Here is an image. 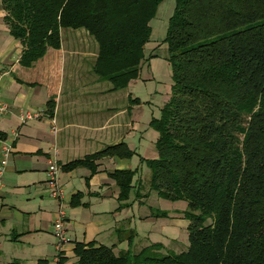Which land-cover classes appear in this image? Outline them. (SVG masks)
<instances>
[{
	"label": "trees",
	"instance_id": "obj_1",
	"mask_svg": "<svg viewBox=\"0 0 264 264\" xmlns=\"http://www.w3.org/2000/svg\"><path fill=\"white\" fill-rule=\"evenodd\" d=\"M163 1L0 0L10 35L23 45V67L60 50L65 30H84L98 45L92 72L111 92L126 90L157 57L146 58L145 47ZM164 44L171 97L151 123L158 158L146 163L151 190L187 203L179 217L189 222V246L176 254L150 244L135 253L130 237V248L115 253L78 243L76 264H264V0H175ZM48 108L53 113L54 100ZM133 155L122 143L63 170L95 171L97 159ZM136 173L113 174L120 210L131 206Z\"/></svg>",
	"mask_w": 264,
	"mask_h": 264
},
{
	"label": "crops",
	"instance_id": "obj_2",
	"mask_svg": "<svg viewBox=\"0 0 264 264\" xmlns=\"http://www.w3.org/2000/svg\"><path fill=\"white\" fill-rule=\"evenodd\" d=\"M5 15L0 2V101L8 106L0 115V264H59L60 259L62 264H76L78 243L120 253L130 248V237L133 250L139 252L149 244L143 243L135 222L143 224L152 217L147 207L151 192L140 175L147 160L158 158L148 149L149 141L158 139L152 119L141 122L136 111L141 104L131 101L130 86L122 104L105 99L115 92L90 76L88 53L72 52L78 38H62L60 50H50L31 68L23 67V45L10 35ZM51 100L53 113L48 112ZM27 113L42 116L23 121ZM122 143L134 152L131 158L97 159L95 171L63 170L70 162ZM54 162L60 168L59 197L52 195L48 184ZM124 170L137 172L133 185L140 178L127 202L131 206L120 210V189L113 174ZM61 213L66 241L57 250L54 224Z\"/></svg>",
	"mask_w": 264,
	"mask_h": 264
},
{
	"label": "rangeland",
	"instance_id": "obj_3",
	"mask_svg": "<svg viewBox=\"0 0 264 264\" xmlns=\"http://www.w3.org/2000/svg\"><path fill=\"white\" fill-rule=\"evenodd\" d=\"M174 9L175 0H164L160 5L156 18L150 24L153 30L151 41L145 47L146 58H149L154 52L157 54V57L151 59L144 65L141 77L136 80V82L131 83L129 87V91L133 93V98L140 99L141 107L139 109L137 108L136 111L137 113L139 112L138 116L143 123H146V121L150 122L149 119L153 121L154 118H160L162 108L171 97L172 68L167 61L168 52L167 46L164 44V39L166 38L169 19L172 17ZM74 37L81 41L77 43L78 45L72 46V52L84 51L89 54L86 63L91 70L90 76L97 78L92 72L98 49L96 41L84 30H65L62 33L64 41L67 38L70 39ZM100 86L105 89L112 88V85L106 81L100 82ZM127 92V90H121L115 92L114 95H107L105 99L107 101L117 99L119 103L122 104ZM152 121L150 122V126L153 133L156 134L158 132L152 127ZM155 134H153V136H155ZM155 139L156 138L149 141L150 145L148 149L150 150V154H157L158 156L156 148L157 140L155 142ZM140 176L142 177L143 186L147 187V191L151 192L147 200L148 210L152 209L155 213L157 211L169 213V217L152 216L150 221L144 222L143 224L138 221L135 222V224L139 226V231L140 229L142 231L143 243H145V245L160 244L164 247L166 253L171 251L172 253L179 254L187 250L189 246L187 231L189 222L179 217V215L187 209V203L184 201L171 202L162 199L158 196L157 192L150 190L151 170L147 163L143 166V172ZM139 178L140 177L137 176L134 186L137 184ZM137 251L138 249L134 250L135 253H137Z\"/></svg>",
	"mask_w": 264,
	"mask_h": 264
},
{
	"label": "built area",
	"instance_id": "obj_4",
	"mask_svg": "<svg viewBox=\"0 0 264 264\" xmlns=\"http://www.w3.org/2000/svg\"><path fill=\"white\" fill-rule=\"evenodd\" d=\"M8 112L7 104L0 101V115H4ZM42 116L41 113H27L22 117L23 121H29L33 119H38ZM54 124V123H53ZM53 130L56 131V128L53 127ZM6 161L2 162V166L6 165ZM60 168L56 162L52 163L48 170V184L52 188V195L55 197L61 196V191L58 187V173ZM2 175V169H0V176ZM54 235L56 237V249L60 250L63 244L66 241L65 230H64V213L60 214V217L54 224Z\"/></svg>",
	"mask_w": 264,
	"mask_h": 264
}]
</instances>
